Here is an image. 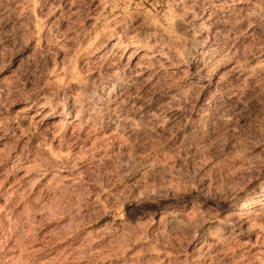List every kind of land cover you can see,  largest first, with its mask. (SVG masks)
I'll use <instances>...</instances> for the list:
<instances>
[{
  "label": "rangeland",
  "instance_id": "374dc122",
  "mask_svg": "<svg viewBox=\"0 0 264 264\" xmlns=\"http://www.w3.org/2000/svg\"><path fill=\"white\" fill-rule=\"evenodd\" d=\"M0 264H264V0H0Z\"/></svg>",
  "mask_w": 264,
  "mask_h": 264
},
{
  "label": "bare ground",
  "instance_id": "6f19581e",
  "mask_svg": "<svg viewBox=\"0 0 264 264\" xmlns=\"http://www.w3.org/2000/svg\"><path fill=\"white\" fill-rule=\"evenodd\" d=\"M98 43V42H97ZM115 50H117V49H115ZM145 56V55H144ZM114 83V82H113ZM115 85V84H114ZM66 117V116H65Z\"/></svg>",
  "mask_w": 264,
  "mask_h": 264
}]
</instances>
